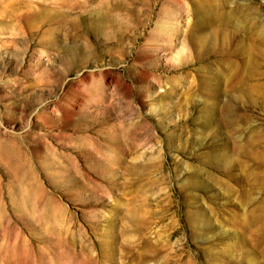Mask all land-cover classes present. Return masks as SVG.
<instances>
[{
	"label": "rangeland",
	"instance_id": "rangeland-1",
	"mask_svg": "<svg viewBox=\"0 0 264 264\" xmlns=\"http://www.w3.org/2000/svg\"><path fill=\"white\" fill-rule=\"evenodd\" d=\"M0 264H264V0H0Z\"/></svg>",
	"mask_w": 264,
	"mask_h": 264
}]
</instances>
